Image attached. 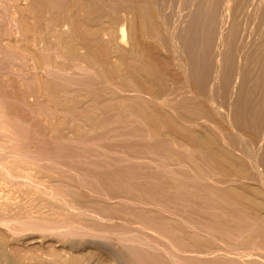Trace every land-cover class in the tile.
Returning <instances> with one entry per match:
<instances>
[{
	"label": "rangeland",
	"instance_id": "374dc122",
	"mask_svg": "<svg viewBox=\"0 0 264 264\" xmlns=\"http://www.w3.org/2000/svg\"><path fill=\"white\" fill-rule=\"evenodd\" d=\"M171 1L0 0V264H264V0Z\"/></svg>",
	"mask_w": 264,
	"mask_h": 264
},
{
	"label": "bare ground",
	"instance_id": "6f19581e",
	"mask_svg": "<svg viewBox=\"0 0 264 264\" xmlns=\"http://www.w3.org/2000/svg\"><path fill=\"white\" fill-rule=\"evenodd\" d=\"M171 1V0H170ZM220 1L221 0H196V2H195V4H194V7H193V9H192V11L190 12V14H189V17H187L188 19L187 20H185L184 21V23H185V25L181 28V29H183V30H181L182 32H183V34L185 35V48L187 49V52H189V54H191V59H192V64H193V62H194V70L195 71H198V72H200L201 73V75L203 74L202 72H207L206 71V67H205V64H206V60L207 59H205V58H207L208 56H207V52H206V50L208 49V44H209V42L211 41L210 40V36L213 34H215V31L217 30V28L219 27V25H218V27H216V19H217V16L219 17V14H218V10H221L220 9V7H221V5H220ZM225 1V0H224ZM262 1V0H261ZM172 2V1H171ZM186 2V1H185ZM192 2H193V0H192ZM179 3V2H178ZM191 3V2H190ZM174 4H176V3H174ZM186 4V3H185ZM257 4H258V2H257ZM181 5H182V2H181ZM179 5H177V7H178ZM186 6V5H185ZM193 6V5H192ZM256 6V5H255ZM175 7V6H174ZM262 7V6H261ZM165 8H167L166 6H165ZM179 8H180V6H179ZM228 8V7H227ZM168 9V8H167ZM173 9V8H172ZM238 9V8H237ZM248 9V8H247ZM186 10V9H185ZM256 10V9H255ZM258 10V9H257ZM263 10V9H262ZM168 11V10H167ZM171 11V10H170ZM169 11V12H170ZM179 11V10H178ZM168 12V13H169ZM176 11H174V13H175ZM180 12H181V10H180ZM221 12H222V10H221ZM260 12H262L261 10H260ZM4 13V12H3ZM7 13V12H6ZM171 13V12H170ZM224 13V12H223ZM250 13V12H249ZM178 14V13H177ZM183 14V13H182ZM171 15V14H170ZM185 15V14H184ZM222 15V14H221ZM227 15V14H226ZM246 15V14H245ZM248 15H250V14H248ZM172 16V15H171ZM170 16V17H171ZM230 16V15H229ZM233 16V15H232ZM241 16V15H240ZM178 17V16H177ZM182 17H184V16H182ZM261 17V16H260ZM173 18H174V16H173ZM172 18V19H173ZM179 18V17H178ZM181 18V17H180ZM180 18H179V20H180ZM224 18V17H223ZM244 18V17H243ZM259 18V17H258ZM167 19V18H166ZM176 19V18H175ZM182 19H184V18H182ZM225 19V18H224ZM224 19H223V21H224ZM232 19V18H231ZM263 19V18H262ZM178 20V19H177ZM219 20H220V18H219ZM227 20V19H226ZM249 20V19H248ZM258 20V19H257ZM183 21V20H182ZM241 21H242V19H241ZM240 21V22H241ZM251 21V20H250ZM179 21H177V23H178ZM246 22V21H245ZM3 23V22H2ZM218 23H219V21H218ZM226 23V22H225ZM232 23V22H231ZM174 24V23H173ZM176 24V23H175ZM241 24V23H240ZM251 23H249L248 25H250ZM177 25V24H176ZM182 25V24H181ZM258 25V24H257ZM261 25V24H260ZM1 26V25H0ZM241 26V25H240ZM243 26H245L244 24H243ZM253 26V25H252ZM249 27V26H248ZM258 27V26H257ZM1 28V27H0ZM245 28V27H244ZM247 28V27H246ZM250 29V28H249ZM258 29V28H257ZM252 30V29H251ZM248 31V30H247ZM258 31V30H257ZM182 32H180V33H182ZM224 32V31H223ZM242 32V31H241ZM235 33V32H234ZM249 33H250V31H249ZM220 34V33H219ZM216 36V35H215ZM245 36V35H244ZM184 37V36H183ZM218 37V36H217ZM236 38H238V36L236 37ZM242 38H243V36H242ZM251 38V37H250ZM213 39H215V37H213ZM246 39V38H245ZM225 40V39H224ZM240 40H242V39H240ZM248 40V39H247ZM212 41H214V40H212ZM218 41V40H217ZM236 41V40H235ZM207 43V45H205L206 43ZM184 43V42H183ZM210 43H212V42H210ZM214 43V42H213ZM218 44H220L219 42H217ZM239 43V42H238ZM244 43V42H243ZM252 43V42H251ZM234 44V43H233ZM237 44V43H236ZM240 44H241V42H240ZM239 44V45H240ZM217 45V44H216ZM246 45V44H245ZM181 46V45H180ZM212 46V45H211ZM244 46V45H243ZM183 47V46H182ZM225 47V46H224ZM247 48V47H246ZM240 49V48H239ZM210 50V49H209ZM216 50V49H215ZM223 50V49H222ZM234 50V49H233ZM226 51V50H225ZM244 51V50H243ZM251 51V50H250ZM5 52V51H4ZM209 52V51H208ZM211 52V51H210ZM214 52V51H213ZM219 52V51H218ZM257 52V51H256ZM260 56H262V57H264L263 56V51H260ZM263 53V54H262ZM188 54V55H189ZM231 55V54H230ZM235 55V54H234ZM217 56V55H216ZM215 56V57H216ZM245 56V55H244ZM243 56V57H244ZM214 57V58H215ZM241 57V56H240ZM250 57H251V54H250ZM256 57V56H255ZM209 58V57H208ZM242 58V57H241ZM249 58V57H248ZM259 58V57H258ZM226 59V58H225ZM230 59V58H229ZM246 59V58H245ZM2 60V59H1ZM218 60V59H217ZM262 60H263V58H262ZM237 61H238V59H237ZM249 61H250V59H249ZM260 61V60H259ZM201 62V63H200ZM213 62V61H212ZM218 62V61H217ZM215 63V62H214ZM209 63H207L206 65H208ZM217 64V63H216ZM225 63H223V65H224ZM220 65V64H219ZM227 65V64H226ZM210 66V65H209ZM238 66V65H237ZM217 67V66H216ZM211 68H213V67H211ZM219 68V67H218ZM225 69V68H224ZM229 69H230V67H229ZM232 69V68H231ZM238 69V68H237ZM240 69V68H239ZM209 70H210V67H209ZM213 70V69H212ZM214 70H215V68H214ZM236 70V69H235ZM211 71V70H210ZM226 71V70H225ZM233 71V70H232ZM227 72H228V70H227ZM230 72V71H229ZM234 72V71H233ZM250 72V71H249ZM255 72V71H254ZM261 72V71H260ZM199 73V74H200ZM198 74V73H197ZM224 74V73H223ZM251 74V73H250ZM204 75V74H203ZM231 75V74H230ZM242 75V74H241ZM263 75V74H262ZM198 76V75H197ZM223 76V75H222ZM228 76V75H227ZM259 76V75H258ZM250 77V76H249ZM245 78V77H244ZM254 78V77H253ZM227 79V78H226ZM240 79V78H239ZM242 79V78H241ZM200 80V79H199ZM225 81V80H224ZM240 81V80H239ZM249 81V80H248ZM243 82V81H242ZM234 83V82H233ZM239 83V82H238ZM241 83V82H240ZM226 84H227V80H226ZM242 85H243V83H241ZM231 85V84H230ZM233 85V84H232ZM239 85V84H238ZM242 85H240V86H242ZM244 86V85H243ZM256 86V85H255ZM238 87V86H237ZM246 87V86H245ZM219 88H220V86H219ZM221 88H224V86H222ZM254 88V87H253ZM227 89V88H226ZM229 89H230V87H229ZM235 89V88H234ZM238 89V88H237ZM240 89V88H239ZM261 89V88H260ZM231 90V89H230ZM241 90V89H240ZM243 90V89H242ZM241 90V91H242ZM252 90V89H251ZM257 90V89H256ZM216 91V90H215ZM223 91H224V89H223ZM235 91V90H234ZM1 92V91H0ZM236 92V91H235ZM246 92V91H245ZM252 92V91H251ZM216 93H218L217 91H216ZM224 93H225V91H224ZM247 93H248V96H250L252 93H250L249 91H247ZM226 95V94H225ZM220 96V95H219ZM233 96V95H232ZM222 97V96H221ZM236 97V96H235ZM246 97V96H245ZM217 98V97H216ZM227 98H229V97H227ZM226 98V99H227ZM241 98V97H240ZM234 99V98H233ZM245 99V98H244ZM243 99V100H244ZM236 100V99H235ZM239 100H241V99H239ZM220 101V100H219ZM229 101V100H228ZM242 101V100H241ZM237 102V101H236ZM263 102V101H262ZM225 103V102H224ZM232 103V102H231ZM239 103V102H238ZM258 103V102H257ZM250 105L248 106V107H250L249 108V113L251 112L250 110H251V102L249 103ZM256 104V103H255ZM222 105H223V103H222ZM242 106H243V108H242V110H243V113L245 112V113H247V110H248V107L246 108V106H247V104H242ZM241 106V107H242ZM256 107V106H255ZM246 108V109H245ZM237 109H239V108H237ZM254 110H255V108H254ZM248 113V114H249ZM247 114V115H248ZM246 115V114H245ZM261 115V114H260ZM258 117V116H257ZM261 117V116H260ZM259 117V118H260ZM256 120H257V118H256ZM251 122H253V121H251ZM255 122V121H254ZM257 123V122H256ZM252 125V124H251ZM258 126V125H257ZM257 128V127H256ZM261 128H263V127H261ZM259 130V129H258ZM264 137V136H263ZM262 143H263V141H262ZM263 148V147H262ZM249 150V149H248ZM264 150V149H263ZM264 152V151H263ZM47 153V152H46ZM44 154V153H43ZM48 154V153H47ZM46 157V159H47V157H48V155H46L45 156ZM86 170V169H85ZM90 170V169H89ZM87 171L86 170V172H82L85 176H86V173L88 174V172H90V171ZM93 170V169H92ZM92 170H91V173H89V175H87L85 178H84V175H82L83 176V178H81V181L80 182H82V181H86V180H84V179H87L88 178V181H86V182H83V184L84 185H87L86 183L88 182V183H90V186H88L89 188L90 187H92V189H93V186H91V184L92 185H94L95 183H97L94 179V181H95V183L93 184V183H91L90 182V179L91 178H89V177H93V178H95L96 176H97V174H96V176L94 177V176H91L92 175ZM94 173H96V172H93V174ZM105 175H106V173H104ZM104 174L101 176L102 178H101V180H103L102 181V184H101V187H102V189H104V190H106L107 189V187H108V183H105L104 184V182H107L106 180H108L109 178H107V179H105V181H104ZM101 175V174H100ZM108 175V174H107ZM100 177V176H99ZM107 177V176H106ZM105 177V178H106ZM111 177V176H110ZM83 179V180H82ZM95 179H97V177L95 178ZM92 180V179H91ZM98 180H99V178H98ZM93 181V182H94ZM100 181V180H99ZM109 182V181H108ZM100 183H101V181H100ZM98 184H99V182H98ZM98 184H96V187L94 186V190H95V188L97 189V187H98ZM106 186L107 185V187H105L104 185ZM103 185V186H102ZM104 187V188H103ZM98 189H100V187H98ZM97 189V190H98ZM101 189V190H102ZM91 190V189H90ZM97 190H95V191H97ZM111 190H112V188H111ZM100 192V191H99ZM95 223V222H94ZM108 227V226H107ZM145 227V226H144ZM116 231H118V230H116ZM72 234V233H71ZM152 236V235H151ZM125 237V236H124ZM135 238V237H134ZM141 238V237H140ZM147 238V237H146ZM153 238V237H152ZM151 238V240H153ZM120 239V238H119ZM149 239V238H148ZM156 239H158V238H156ZM155 241V240H154ZM162 241V240H161ZM125 242V241H124ZM153 242V241H152ZM158 242V241H157ZM138 244H140V243H138ZM161 244V243H160ZM175 246V245H174ZM136 248V247H135ZM161 248V247H160ZM169 248V247H168ZM146 250V249H145ZM154 250V249H153ZM152 250V251H153ZM131 251V250H130ZM157 254V253H156ZM156 254H154V255H156ZM147 255V254H146ZM160 255H162V254H160ZM142 256V255H141ZM145 256V255H144ZM158 256V255H157ZM143 257V256H142ZM147 257V256H146ZM146 257H145V260H146ZM159 257V256H158ZM161 257V256H160ZM164 257V256H163ZM162 257V258H163ZM166 257V256H165ZM174 257V256H173ZM160 259V258H159ZM167 259V258H166ZM168 259H169V257H168ZM139 260H141V259H139ZM152 260V259H151ZM155 260V259H154ZM161 260V259H160ZM170 261V260H169ZM187 261V260H186ZM142 263V262H141ZM147 263V262H146ZM145 264V263H144Z\"/></svg>",
	"mask_w": 264,
	"mask_h": 264
},
{
	"label": "water",
	"instance_id": "95a60500",
	"mask_svg": "<svg viewBox=\"0 0 264 264\" xmlns=\"http://www.w3.org/2000/svg\"><path fill=\"white\" fill-rule=\"evenodd\" d=\"M208 63V62H207ZM193 65H194V62H193ZM209 67V66H208ZM209 69V68H208Z\"/></svg>",
	"mask_w": 264,
	"mask_h": 264
}]
</instances>
